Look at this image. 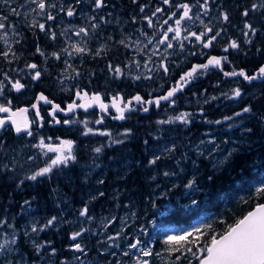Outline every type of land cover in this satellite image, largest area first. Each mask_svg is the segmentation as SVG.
Returning a JSON list of instances; mask_svg holds the SVG:
<instances>
[{
    "label": "trees",
    "instance_id": "16d2710c",
    "mask_svg": "<svg viewBox=\"0 0 264 264\" xmlns=\"http://www.w3.org/2000/svg\"><path fill=\"white\" fill-rule=\"evenodd\" d=\"M122 1L124 0H114V4L118 5ZM254 1L216 2L222 4L226 18L221 17L216 24H212L210 32L211 24L202 31L204 37L210 40V46L204 43L207 54L196 56L188 47L183 52L168 50L174 68L170 74L160 77V89L155 84L146 87L145 79L137 80L132 73L126 72V65L132 67L135 63L130 46L122 50L120 46L114 45V55L109 57L113 62L117 58V62L121 63V75L114 78L107 70L102 73L100 56L87 61L89 53H82V57L70 60L76 63L81 57L83 62H79L75 69H78L83 79L67 94L51 82L58 79L61 71L69 64V60L61 56L56 58L53 54L65 49V37L55 35L56 37L50 38L49 31L45 33L44 30L29 27L26 23L28 20L17 12L16 7H20V3L0 0V9L12 26H15L20 38L13 42L15 45L10 52L11 57L0 47V91H4L10 99L11 108L32 104L40 91L59 101H63L61 96L66 94L70 99L65 102L72 101L74 93L83 89L89 93H100L105 101L109 99V92L116 95L120 93L125 98L137 92L152 97L164 93L171 87V82L176 84L181 73L193 64L204 63L211 55L220 59V64L216 62L208 67L203 65L197 73L200 75L195 74L184 90L160 105L165 106L168 116L176 115L179 109L185 110L186 115L189 114L190 124L179 127L171 125L173 131L169 130L170 135L166 131L150 127V113L143 115L134 111L127 120L118 123L105 114H100L94 107L82 112V117L93 119L103 115V125L115 132L112 139L100 144L97 138L88 135L80 127L75 133L74 125L61 122V128L57 129L58 135L77 142L75 160L67 161L62 168H53L52 175L47 179L43 175L6 179L10 161L7 159L6 163L9 164L4 167L0 164V216L4 218L0 227L4 229L3 232L9 230L17 236L14 253L11 254L14 264L17 257L24 258L26 264L38 261V258H45L48 264H114L117 260L126 262L127 256L123 254V249L138 241L147 248L151 245L150 257L153 259L166 254L171 257L170 264H200L213 240L228 231L255 204L264 202V79L255 82L245 80L243 73L235 76L227 74L242 69L246 76H251L264 63V42L253 41V47L244 45L240 34L243 33V24L240 22L243 20L242 14L233 18L237 6L241 12L247 10L245 21H249L253 28V38L264 32V7L252 18L250 7ZM136 2L143 3L149 9L154 0ZM210 2L214 3L213 0ZM204 16L209 17L207 13ZM213 35L215 37L211 40ZM89 36L91 40L92 35ZM91 49L94 50L95 45H91ZM121 50L126 54L123 61L119 55L115 57ZM36 69L40 70L38 79L32 75ZM91 70H94L93 75ZM24 71L27 73L22 75ZM12 76L24 79L25 84L19 87V91L11 89L8 78ZM109 83H112V87L108 86ZM232 86L244 91L243 96L248 93L249 88H259L255 93L243 97L244 117L239 118L236 125L222 128V123H217L216 120L227 109L223 110L222 107L232 101L228 99ZM20 92L25 95L20 97ZM200 99L203 102L199 111L190 106L192 101ZM46 108L42 105L40 112L45 121L50 118ZM108 110L113 113L110 107ZM156 112V108L151 110L152 114ZM7 132L14 134L13 128L7 126L0 131V136ZM197 133L200 135L199 141L207 138L218 141L206 144L201 151L188 150L195 142ZM55 134L54 131L53 135ZM120 134L124 136L117 142L115 139ZM179 139H182L181 144L175 146L174 150L168 147L166 151L158 150L154 153L160 142H166L169 146L173 145L169 142ZM231 144L235 147L229 150ZM98 148H103L102 152L97 153ZM216 155L221 156V159H216ZM57 171V178L62 179L63 188L87 185L85 177L97 175L100 177L98 183L91 189L101 191L100 196L90 195L86 198L87 194L77 190L78 187L69 195V201L63 203L58 198V186H46ZM189 179L192 185L186 183ZM172 183L173 186H170ZM91 184L92 181L89 182ZM106 184H110V187H105ZM158 184H161L158 190L150 189L159 186ZM113 187L118 192L110 196L107 190ZM77 205H81L83 209H76ZM103 209L115 216L102 232L113 236L112 245L107 240L97 245L100 239L93 233V230L101 228L96 227L95 218ZM23 210L28 214L24 216ZM78 223H83L79 241L84 252L70 249L73 243L71 236ZM24 225L30 226L32 231L29 234H24ZM172 235L181 237L173 238ZM31 241L36 244L35 247H31ZM38 245L42 246L41 254L37 252Z\"/></svg>",
    "mask_w": 264,
    "mask_h": 264
},
{
    "label": "rangeland",
    "instance_id": "374dc122",
    "mask_svg": "<svg viewBox=\"0 0 264 264\" xmlns=\"http://www.w3.org/2000/svg\"><path fill=\"white\" fill-rule=\"evenodd\" d=\"M11 2L20 3V7L17 8V12L22 14L23 19H27L26 22L29 27L32 28H38L39 30H44L50 32V38H54L55 35L60 37H65L63 41H65V44L63 47H65L64 50H58L56 52H53L55 54L56 58L59 56L64 57L66 60L70 61V58H74L73 60L77 59L78 56L82 57L83 54H88L87 61L94 58V56L99 57L100 56V63L102 65V73H105V70L109 72V74L112 75V77H117L121 75L122 69H121V63L120 62H113L109 57L111 54L114 55V52L112 51L114 48L115 43H118L117 46H120L122 50L124 48H127L130 46L131 57L133 58L134 66H127L126 65V72L132 73L137 80H143L146 87L151 85H156L158 89H160V77L166 76L167 74H170L172 69L174 68V65L172 64V61L170 60V51L173 49L174 51L177 49L179 52H183L185 48H190L191 52L193 54H196V56H199V54H207L206 48L204 47V43L208 40L207 37H205L203 40H198V34L204 35V30L208 29V25L210 24H216L218 22L219 18L225 19V12L222 10V4L219 5L211 4L208 0H180L187 1L190 3L189 6H191L190 12L191 14H187L185 19L181 18L179 21H177L174 18V21L172 18L162 20L161 16H159L156 12V7L154 6V2L152 3L151 7L148 9L147 7L143 6V3L136 2V0H124L122 2H119L120 4L114 5V9L123 8L124 13L123 15L127 18H125L123 15L121 18H118L117 22V30H113L111 33V28L109 27L107 21L108 16H104L102 14V10L98 11L96 15L91 13L94 10V7L96 6L95 3L93 7L91 8L87 1H84L83 4L81 3L80 6H77L75 4H78L77 0H9ZM218 2L219 0H215ZM245 1V0H244ZM147 2V0H146ZM221 2V0H220ZM125 3V4H124ZM175 4V2H174ZM173 4V5H174ZM246 4V2H244ZM241 4V5H244ZM134 5V6H133ZM172 5V8H174ZM213 6V7H212ZM83 7V8H82ZM112 7V5H111ZM137 7V9H136ZM264 7V0H255L251 3V13L252 18H255L256 14L260 10V8ZM170 7V9H172ZM182 10V7H180ZM239 7L235 9V13L233 14V18H236L238 15H241V10L238 9ZM257 8V9H256ZM256 9V10H255ZM90 10V11H89ZM75 11H82L80 15L74 14ZM109 12V9L103 10ZM136 11V12H134ZM72 12V13H71ZM116 12V11H114ZM247 10L243 11L242 17L243 20H241V24H243V33L241 34V38H243V44L249 45V47H253L252 43L253 41H262L264 42V32H261L260 35H257L253 38V28H251V25L249 24V21H245V17L247 14ZM87 13V14H86ZM128 13V14H127ZM208 14L209 17L204 16V14ZM90 14V15H89ZM117 14V13H115ZM189 15V16H188ZM188 16V17H187ZM74 17V19H73ZM100 17V23L99 27L101 28L100 31H98V28H94L95 24L94 21L92 23L93 18ZM80 21V22H77ZM83 20H86L83 23ZM131 21L132 31L128 29V31L124 28L125 22ZM170 20V21H169ZM89 21V22H88ZM104 22V24H102ZM243 22V23H242ZM95 24V25H94ZM240 24V25H241ZM211 26V25H210ZM251 30V31H250ZM94 32H97L94 34ZM128 32V34L126 33ZM251 32V33H250ZM133 33L132 37H129L130 34ZM168 34V40H163V34ZM91 40H90V36ZM115 36V39L117 38L119 42H116L113 37ZM205 36V35H204ZM250 36V37H249ZM259 36V37H258ZM56 37V36H55ZM81 37V38H79ZM126 37L128 38V42H126ZM215 37L214 35L212 36ZM258 37V38H257ZM19 34L15 30V26H12L11 21L9 22L6 19L4 11L0 9V47L4 49L6 53H8V57H11V50L14 47V41H19ZM91 41V42H90ZM120 43V44H119ZM91 45H95V49H91ZM197 49V50H196ZM117 53L115 57L118 55L120 56V59L123 61L125 60V53H122L123 51ZM58 52H60L58 54ZM106 52V53H105ZM126 52V51H125ZM105 53V55H103ZM130 55V54H129ZM92 56V57H91ZM81 57L78 61H81ZM169 57V58H167ZM106 58V60H105ZM160 60V61H158ZM118 61V59H117ZM106 65H105V63ZM214 62V61H213ZM70 64L67 65L65 70H62L59 74L58 79L51 80L52 84L58 88L62 89L65 93L70 94L73 90V86L77 83H80L83 79V76L78 71V69H71ZM32 66V65H31ZM34 67V66H33ZM35 68V67H34ZM81 70V69H80ZM19 71V69H18ZM30 72L29 70H27ZM27 72L24 71L23 74H26ZM32 73V72H30ZM38 73L40 75V70L36 69V72H34L32 75L35 76V74ZM92 75L94 74V70H91ZM156 75V77H154ZM22 77V76H18ZM39 76H36L34 78L38 79ZM9 80V84L11 86V89L15 91H19V87L21 88L24 86L25 83H23L24 79L21 80L20 78H17L15 76H12ZM51 79V78H50ZM78 85V84H77ZM264 88V85H262ZM258 86H254L253 89L249 88L248 93L246 95H242L244 91L238 90L237 87L232 86L229 89V100H232L230 103L226 104L224 107H222L225 112L216 120L217 123H222V128L226 127L227 125H233L237 124V120L241 117H244L243 114L245 111L243 110L244 104L243 97L248 96V94L255 93L256 90H258ZM63 92V94H64ZM25 94L24 92H20L19 96L23 97ZM116 95L111 92L108 93V97ZM6 93L4 91H0V109L5 106L9 105L11 106L10 99L6 97ZM62 99L65 100L70 99L67 98V95L64 94V96H61ZM202 98V97H201ZM248 98V97H247ZM4 100L5 102H2ZM108 106L110 107L111 101L110 98L107 100ZM70 102V101H69ZM202 100L199 101H192L191 105L193 108H196V110L199 111V108L201 107ZM189 102L187 103V105ZM160 107V106H159ZM239 107V108H238ZM168 108V107H167ZM165 106L156 108L157 112L155 114H152L151 111L148 112L149 114V120L150 127L157 130L166 131L168 135H170V131H173L171 125H175V127H179L182 125H189L190 124V117L189 114L186 115L184 112L185 110H178L179 112L176 113V115H169L165 112ZM231 111V112H229ZM82 112L80 110L74 111L71 115H69L68 122L72 124V126H75V133L78 132V127H80L84 132L88 135H91L95 138H97L102 143H105L106 140H111L113 131H109V127H105L103 125V115H99L96 118L93 119H87V117H82ZM153 112V111H152ZM82 117V118H81ZM108 117V116H107ZM45 128L47 129L48 124L44 122ZM37 130L31 129L30 132H27L24 134V136L20 137L19 135L11 134L10 132L3 133L0 136V164L4 167L6 163V160L8 159L10 161V168L6 171L7 175L5 174L6 179H13L16 180L17 178H28V177H40L44 176L46 179L48 176L52 175V169L55 167H60L67 162V161H74L75 160V152L77 150V142L71 141L66 136H60L57 132L59 130H56V126L50 128L49 130L40 129L39 125H41V122L39 124L36 122L34 123ZM71 126V125H70ZM69 126V128H70ZM56 132L55 135H53V132ZM70 131V129H69ZM198 136L194 139L195 142L191 144L190 148L188 150H194V151H201L203 147H205L206 144L215 143V141H218L214 138H207L203 139L202 141H199V133H197ZM124 134H120L117 140L119 142L123 138ZM182 139L177 140L176 142H169L173 145H167L166 142H160V144L156 145V148L154 150V153L161 151L168 150V147L171 149L181 144ZM116 142V141H115ZM159 142V141H158ZM188 145V143H186ZM235 145L231 144L229 145V150L234 149ZM103 148H98V152H102ZM180 151L182 150V146L179 147ZM179 151V152H180ZM186 151V149H185ZM197 153V152H195ZM100 154V153H99ZM225 157V155H223ZM216 159H221V156H214ZM59 172L57 171L54 178L52 180H49V183L46 186H50L52 184H55L58 186V198L59 200H62L63 203H67L69 201L68 197L69 195L74 192L78 187L77 190L82 191L83 193L87 194L85 197L88 198L90 195L94 197H99L101 191L97 192L94 191V189H91L95 187L98 183L97 180L99 178L97 175L93 176L92 178L85 177L87 181V185H80V186H71L68 188H63L62 185V179H58L57 175ZM92 181V184L89 185V182ZM188 185H192V181L189 179L188 182H186ZM110 184H106L105 187H110ZM159 186L151 187L150 189L158 190V188L161 186V184H158ZM177 186L179 184H176ZM173 186V183L170 185ZM82 187V188H81ZM183 187V184H181V188ZM187 190V189H186ZM65 191V192H64ZM106 192V190H102ZM161 191V190H160ZM108 194L112 196L113 194H116L118 191L115 187L107 190ZM120 192V191H119ZM67 193V194H66ZM76 209H83L81 205H77ZM86 209V208H85ZM25 210H23L24 212ZM20 212V210H19ZM22 213V211L20 212ZM28 214L24 212V216ZM115 219V216L110 214V211H101L100 215L95 218L96 227H101L99 230H93V233L97 236H99V242L97 245H100L103 243L104 240H107L109 244L114 243V239H111L112 237L109 236L107 233H102L104 230H106V226L112 222V220ZM53 220H51L52 222ZM0 222H4L3 216H0ZM83 229V223H78L75 227V231L72 233L71 239L73 240V243L70 246L71 250H80L83 251L84 248L81 245L79 238L82 234ZM3 228L0 227V264H14L12 260L11 254L14 253V242L17 238L15 234H12L11 231L5 230L3 232ZM24 234H29L32 230L30 229L29 225H24ZM173 238H180L181 236L178 235H172ZM31 247H35L36 244L31 241ZM41 245H38L37 252L40 253ZM151 245H149V248L147 246L140 244L139 241L137 244H128L123 249V254L126 257V262L123 261H116L117 263L114 264H170L171 263V257L166 256V254L161 255V257H156L153 259V257H150V252L152 249L150 248ZM84 252V251H83ZM84 255V253H82ZM109 262V261H108ZM88 263V262H87ZM15 264H26L24 258H16ZM30 264H48V261L45 258H38V261H32ZM91 264V263H88ZM110 264V262H109Z\"/></svg>",
    "mask_w": 264,
    "mask_h": 264
},
{
    "label": "water",
    "instance_id": "95a60500",
    "mask_svg": "<svg viewBox=\"0 0 264 264\" xmlns=\"http://www.w3.org/2000/svg\"><path fill=\"white\" fill-rule=\"evenodd\" d=\"M98 4L102 3V0H97ZM188 3H185L182 17H186L189 13L187 11ZM220 64V59L211 55L204 63L194 64L189 67L187 72L182 75L181 78L188 77L198 71L203 65L211 66L213 61ZM244 74V79L259 80L264 77V63L259 66V70L251 76H246L243 70H237L235 73H228V76H235L238 74ZM258 73L261 75L258 77ZM180 80L177 81V85L169 87L164 93L157 94L149 97L146 100V111L149 110V106L155 103L157 108L159 103H163L166 100L173 98L179 90H183L187 84L180 85ZM134 95V94H133ZM131 99H128L124 105L123 97L121 94L111 96V110H113L112 118L120 122L124 119V115L131 112L130 103L132 100L137 102L138 99H142L135 93ZM52 105L54 110H61L64 116L71 115L74 111H83L91 108H97L100 114L110 115L107 107L108 104L102 98L100 93H89L86 89L75 92L72 102H68L64 108L51 99L47 98L44 92H38L34 102L30 105H23L19 107L11 108L10 106H3L0 109V131L7 125L11 126L17 133H25L30 128L29 113L31 109L35 111L39 119L42 120L38 113L40 104ZM200 264H264V202L255 204L253 208L248 211L230 227V229L218 238L213 240L208 247L207 254L202 257Z\"/></svg>",
    "mask_w": 264,
    "mask_h": 264
},
{
    "label": "flooded vegetation",
    "instance_id": "af4514ba",
    "mask_svg": "<svg viewBox=\"0 0 264 264\" xmlns=\"http://www.w3.org/2000/svg\"><path fill=\"white\" fill-rule=\"evenodd\" d=\"M78 1V4H75V5H77V6H80V4L82 3L83 4V2L84 1H87L88 2V4H89V6L92 8L93 7V5H94V3H95V7H94V10H93V12L91 13V16H92V14H94V15H96V13H97V10L98 11H101L102 10V14H104V16H105V14H106V16H108V21H107V23H108V25H109V27L111 28V33H112V31L115 29V30H117V20H118V18H120L121 17V13H122V11H123V8L121 7V8H118V10L116 11V12H114V8H113V5H115L114 4V0H102V3L101 4H98V1L97 0H77ZM208 1H211V0H208ZM214 1V3H216V1L215 0H213ZM174 2H175V4H174ZM185 3H188V6H187V11L189 12V14H191V12H190V9H191V6H189L190 5V3L189 2H187V1H185V2H178L177 0H154V6L156 7L155 9H156V12H157V14L159 15V16H161V19L162 20H166V19H170V18H172L173 19V21H174V18L177 20V21H179L181 18H183V19H185L184 17H182V15H183V10H184V5H185ZM113 4V5H112ZM174 4V5H173ZM111 5H112V7H111ZM172 5H173V7L174 8H172ZM170 7L172 8V9H170ZM180 7H182V10H181V8ZM83 8V7H82ZM107 9H109V12H107V11H103V10H107ZM192 10V9H191ZM90 11V10H89ZM82 11H75V13L74 14H78V15H80V13H81ZM106 12V13H105ZM124 12V11H123ZM72 13V12H71ZM115 13H117V14H115ZM87 14V13H86ZM128 14V13H127ZM242 14H243V11H242ZM90 15V14H89ZM97 16V15H96ZM189 16V15H188ZM187 16V17H188ZM128 17V15L125 17V18H127ZM73 19H74V17H73ZM182 20V19H181ZM81 21V20H80ZM80 21H77L76 20V23L77 22H80ZM86 20H83V23L85 22ZM90 21H92V23H93V21H94V23L95 24H97V25H95L94 26V28L96 29V27L98 28V31H100V27H99V23H100V17H95V18H93L92 20H90ZM131 21L132 20H130V22L128 21L127 23L125 22V29L128 31V29L130 30V31H132V26H131ZM170 21V20H169ZM89 22V21H88ZM102 24H104V22L102 23ZM210 30H212V24H211V26H210V28H209V32H210ZM251 31V30H250ZM129 32V31H128ZM128 32H126L127 34H128ZM97 32H94V34H96ZM132 35H133V33H131L130 34V36L129 37H132ZM163 40L164 41H167L168 40V34L167 33H164L163 34ZM250 37V36H249ZM127 38V37H126ZM198 38L200 39V40H203L205 37H204V35H198ZM113 39H115V36L113 37ZM211 40H212V38H211ZM115 41L116 42H119L118 40H117V38L115 39ZM245 41V40H244ZM127 42H128V38H127ZM117 44L118 43H115V45L117 46ZM120 44V43H119ZM205 45L207 46H210V40H207V43L205 42ZM244 45H247V44H244ZM255 48V47H254ZM131 52H133V50L131 51ZM108 58H110V57H108ZM115 60V62H117V58H115L114 59ZM79 62H83V61H76V63L73 61H68V63L70 64L69 66H70V68L69 69H71L72 67H73V69H75V67L78 65V63ZM214 62H217L216 61V59L214 60ZM217 64H219L218 62H217ZM194 65V64H193ZM192 65V66H193ZM191 67V66H190ZM202 68V67H201ZM200 68V69H201ZM199 69V70H200ZM188 70V69H187ZM199 70L198 71H196L194 74H192V75H190L189 76V78L188 77H185V78H181L182 76V74L184 73H181V75H180V77H179V79H177V81L178 80H180V85H182L183 83H186L187 85L191 82V80L193 79V76L195 75V74H197L198 72H199ZM259 70V69H258ZM258 70H256V72L258 71ZM255 72V73H256ZM86 73H88V70L86 71ZM229 73H231V72H229ZM228 74V73H227ZM233 74V73H232ZM198 76L200 75V74H197ZM205 75V74H204ZM261 75V73H258V77ZM36 76H39V74L38 73H36L35 74V76L34 77H36ZM36 79V78H35ZM195 79V78H194ZM262 79H264V77L263 78H260L259 80H250V81H255V82H259V81H262ZM246 80V79H245ZM249 80V79H248ZM177 81H176V84H174L173 82H171V87H173L174 85L176 86L178 83H177ZM110 85V87H112V83H109L108 84V86ZM186 88V87H185ZM142 89L143 90H145V87H142ZM137 93H140V92H137ZM136 93V94H137ZM141 94V93H140ZM135 95V94H134ZM142 95V99H138L137 101V103L135 102V101H133L131 104H132V111L130 112V114H127V118H128V116H130V115H132L133 114V112L134 111H136V112H139L140 114H143V115H146L148 112H150L152 109H155L156 107H155V103H153L151 106H149L148 108H149V110L148 111H146L145 109V107H146V100L149 98V97H146V96H144L143 94H141ZM123 97V96H122ZM49 98V97H48ZM130 98H132V95H131V97H123V103H122V105L124 106L125 105V103L127 102V100L128 99H130ZM50 99V98H49ZM51 100H53V99H51ZM53 101H56L57 103H59V105H61V108H64L65 106H66V104L68 103H64L63 101H59V100H53ZM160 104V103H159ZM44 106H46L47 108V112L49 113V115H50V118H49V120H47V121H45V117H43L42 118V120H40V122H41V125H39V128L40 129H44V130H49L50 128H52V127H57L56 128V130L58 129V128H61V126H62V123L61 122H64L67 118L66 117H64L63 116V114H62V112H61V110H54V108H52V105L49 103L48 105H44ZM159 106V105H158ZM125 107V106H124ZM41 106H40V108H39V112H41ZM145 111L146 113H142V111ZM32 111H29L28 113H29V117H30V119H31V125H32V128L31 129H35V130H37L36 129V127H35V125H34V123H35V117H36V114H34L33 112L31 113ZM108 117L110 118V120L112 119V121H116L115 119H113L112 118V115L110 114V115H108ZM127 120V119H126ZM44 122H46V124H48V127H47V129L45 128L46 126H45V124H44ZM116 122H118V121H116ZM119 123V122H118ZM33 129V130H34ZM30 132V131H29ZM92 198V197H91ZM91 198H89L90 200H91Z\"/></svg>",
    "mask_w": 264,
    "mask_h": 264
},
{
    "label": "bare ground",
    "instance_id": "6f19581e",
    "mask_svg": "<svg viewBox=\"0 0 264 264\" xmlns=\"http://www.w3.org/2000/svg\"><path fill=\"white\" fill-rule=\"evenodd\" d=\"M187 72V70L182 74V75H184L185 73ZM181 75V76H182ZM138 95H139V97H141L142 98V95L140 94V93H137ZM134 96V95H133ZM131 99V98H130ZM134 100H132L131 101V103L133 102ZM138 102V101H137ZM136 102V103H137ZM130 103V109H131V111H132V104ZM59 104V103H58ZM126 105V104H125ZM60 107H61V105H60ZM127 107V106H126ZM126 107H124V109L126 108ZM142 113H146L144 110L142 111ZM128 114H130V113H128ZM44 119V118H43ZM127 119V114L126 115H124V119L122 120V121H120L121 123L122 122H124L125 120ZM119 122V123H120ZM31 128H32V125L30 126V128L24 133V134H26L27 132H29L30 130H31Z\"/></svg>",
    "mask_w": 264,
    "mask_h": 264
}]
</instances>
